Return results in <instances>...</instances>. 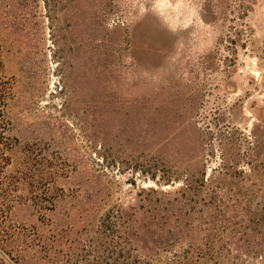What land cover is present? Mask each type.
Listing matches in <instances>:
<instances>
[{"label": "rangeland", "instance_id": "1", "mask_svg": "<svg viewBox=\"0 0 264 264\" xmlns=\"http://www.w3.org/2000/svg\"><path fill=\"white\" fill-rule=\"evenodd\" d=\"M0 79L8 224L56 252L37 264H92L107 213L175 252L264 208V0H0Z\"/></svg>", "mask_w": 264, "mask_h": 264}, {"label": "trees", "instance_id": "2", "mask_svg": "<svg viewBox=\"0 0 264 264\" xmlns=\"http://www.w3.org/2000/svg\"><path fill=\"white\" fill-rule=\"evenodd\" d=\"M10 97L8 82L0 79V253L12 257L17 264H37L56 254L51 251L48 239L34 229L30 235L23 227L8 224L15 200L10 197L14 180L6 170L10 165L9 152L16 142L10 135L7 118ZM247 213L248 217L241 221L240 218L235 221L236 216L231 220L221 215L209 218L212 228L201 234L185 235L188 244L175 252L172 244L179 240L178 235L170 233L174 239H169L167 234L139 228L132 212L107 213L98 223L100 244L92 264H253L258 257H264V246H258L264 244V230L256 233L245 227L227 231V227L238 222L253 228L264 225V208L260 213ZM144 241L147 242L143 244Z\"/></svg>", "mask_w": 264, "mask_h": 264}]
</instances>
